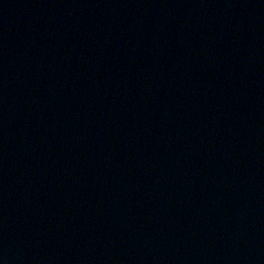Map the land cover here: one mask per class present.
<instances>
[{
	"label": "water",
	"instance_id": "95a60500",
	"mask_svg": "<svg viewBox=\"0 0 264 264\" xmlns=\"http://www.w3.org/2000/svg\"><path fill=\"white\" fill-rule=\"evenodd\" d=\"M0 264H264V0H0Z\"/></svg>",
	"mask_w": 264,
	"mask_h": 264
}]
</instances>
